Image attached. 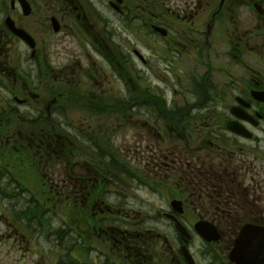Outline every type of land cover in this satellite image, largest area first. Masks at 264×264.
<instances>
[{
    "label": "flooded vegetation",
    "instance_id": "1",
    "mask_svg": "<svg viewBox=\"0 0 264 264\" xmlns=\"http://www.w3.org/2000/svg\"><path fill=\"white\" fill-rule=\"evenodd\" d=\"M26 1L28 16L0 0V160L56 184L46 198L65 201L90 248L74 263L96 254L93 264H190L185 247L196 264H230L245 225L264 231V0ZM110 19L136 22L133 40ZM126 126L139 130L132 149L152 167L154 194L170 191L176 208L124 212L130 142L114 137L126 139ZM144 213L176 216L190 241L145 225ZM198 221L219 240L199 239Z\"/></svg>",
    "mask_w": 264,
    "mask_h": 264
},
{
    "label": "rangeland",
    "instance_id": "2",
    "mask_svg": "<svg viewBox=\"0 0 264 264\" xmlns=\"http://www.w3.org/2000/svg\"><path fill=\"white\" fill-rule=\"evenodd\" d=\"M110 20H112L114 27L120 28L117 34L120 38L129 37L133 40V37L129 34L133 33L135 35L138 27L136 22L134 24H124L118 19ZM164 45L163 42L160 44L162 47ZM177 63H182L181 66L177 64L179 71H185L190 65L186 59ZM161 66L163 67V65ZM188 80V76L183 77L182 84L185 86ZM149 83L154 84L152 80H149ZM189 84L191 85V83ZM113 91L118 92L114 88ZM190 98V95H187V99ZM188 102H194V100H189ZM68 113L70 115L73 114L72 112ZM125 135L126 139L114 137V143L118 146L120 145V140L130 142V145L127 146L129 150L124 152L128 157L130 173H133L130 178L136 177L137 170L139 174L142 173L146 177L145 181L148 183L137 190L131 189V185L128 186L127 190L121 189L127 194L128 206H125L124 212L130 213V220L133 219L131 213L138 210L142 204L144 208L142 211L159 208L158 206L166 207V201L171 199L172 194L165 189L159 195L154 194V182L157 180L152 174L150 175L152 167H146L143 170L137 159V156L141 155V153L133 150L139 140V130L126 126ZM118 153L119 156H123L121 152ZM4 158L6 156L2 159ZM0 161H2L0 164V171H2L4 162L3 160ZM17 165L18 167L21 166V162L19 161ZM10 170L14 175L10 174L6 180L1 179L2 182L0 184L1 189L4 187L2 185L9 186L6 190L15 194L9 201H0V209L4 210L2 212L4 215L0 214V264H12L14 262L8 260L6 258L7 255L15 256L17 259L16 264H56L60 261L75 264L89 261L90 253L88 249L90 248L87 249V245L79 242V229L74 221L75 218L70 210L71 208H68L65 201L58 196H55L56 199L54 197L52 199L43 198L48 195L45 191L47 188L49 189V185L53 187L54 192L56 191V184L46 181V178L43 177L41 179L44 182L37 181L29 177V175L24 178V172L21 173L24 170L23 168L10 167ZM15 209L17 211L16 223L13 221L15 226L11 227L9 220L13 217L11 218L9 214L12 215ZM30 209L35 210V218H33ZM43 214H47L46 218H49L44 220L45 215L42 216ZM144 214L147 215L145 225L152 224L151 221H153V223L159 224L161 232L170 233L171 238L174 236L173 227L163 215H157L156 213ZM134 216L140 217V215ZM42 220L44 221L42 222ZM200 246L201 242L198 239L196 241V251H199ZM91 257L90 264L98 261L94 258L96 254H91Z\"/></svg>",
    "mask_w": 264,
    "mask_h": 264
},
{
    "label": "water",
    "instance_id": "3",
    "mask_svg": "<svg viewBox=\"0 0 264 264\" xmlns=\"http://www.w3.org/2000/svg\"><path fill=\"white\" fill-rule=\"evenodd\" d=\"M23 7L24 13L27 14L29 11L26 4ZM7 25L23 39L29 38L26 32L16 29L10 19L7 20ZM201 226L203 225L197 224L196 228L203 238L206 240H217L219 238L216 231H209ZM176 228L180 233L185 234L183 227L178 222H176ZM230 258L232 261H235V264H264V231L255 229L252 226L245 227L236 240V246Z\"/></svg>",
    "mask_w": 264,
    "mask_h": 264
},
{
    "label": "trees",
    "instance_id": "4",
    "mask_svg": "<svg viewBox=\"0 0 264 264\" xmlns=\"http://www.w3.org/2000/svg\"><path fill=\"white\" fill-rule=\"evenodd\" d=\"M1 182H2V180L0 179V184H1ZM2 186H4V187H2L4 190H6L7 188H9V186H6V185H2ZM2 189L0 188V191H1ZM6 191H8V190H6ZM2 193H3V191H1ZM7 201H9L10 199H6ZM35 207V206H34ZM31 211H32V216H33V218H35L36 217V212H35V210L34 209H30ZM35 212V213H34ZM37 220H39V219H37Z\"/></svg>",
    "mask_w": 264,
    "mask_h": 264
}]
</instances>
